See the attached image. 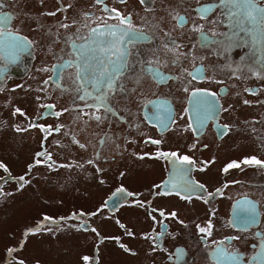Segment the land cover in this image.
I'll return each instance as SVG.
<instances>
[{
  "label": "flooded vegetation",
  "instance_id": "af4514ba",
  "mask_svg": "<svg viewBox=\"0 0 264 264\" xmlns=\"http://www.w3.org/2000/svg\"><path fill=\"white\" fill-rule=\"evenodd\" d=\"M209 5L205 16L200 9ZM230 8L223 0H0V215L19 213L16 232L0 233V264H48L31 258L42 250L38 243L49 239L54 245L45 249L54 252L65 236L74 257L72 246L83 248L79 264H128L130 256H142L136 264H234L225 258L230 253L249 264L264 242V167L224 169L245 157L264 161V39L236 46ZM121 19L130 24L121 27L144 38L123 37L121 49L104 45L111 37L92 34ZM23 40L28 47L19 46ZM113 47L118 51L109 52ZM123 51L111 90L77 81L81 53L103 73ZM54 90L65 98L62 106L51 98ZM28 95L37 100L33 108L12 106L14 98L30 101ZM198 97L214 100L215 111L194 104ZM162 152L187 155L193 164ZM21 176L29 181L22 190ZM62 180L70 189L90 183L92 207L70 208L67 218L37 212L35 200L49 203L44 194ZM193 184L219 192L209 198L192 192ZM162 190L173 194H156ZM245 201L254 202L257 221L240 231L233 222ZM42 222L39 233L29 232ZM209 224L210 234L199 232ZM220 247L226 251L217 256Z\"/></svg>",
  "mask_w": 264,
  "mask_h": 264
},
{
  "label": "snow or ice",
  "instance_id": "6c2138e0",
  "mask_svg": "<svg viewBox=\"0 0 264 264\" xmlns=\"http://www.w3.org/2000/svg\"><path fill=\"white\" fill-rule=\"evenodd\" d=\"M223 2L233 5V8H230L228 10V18L232 21V26L234 29L231 34V40L234 44H236V46H242L244 39L251 40L253 36H256L257 39H264V7L258 6L260 3V0H223ZM97 3H102V0H97ZM210 7H211L210 5L206 7H202L200 11L204 13L206 16L209 13ZM51 14L54 15L55 13H51ZM203 18L204 17L202 16L201 19ZM178 21L180 23H183V18L178 17ZM124 24H129V22L126 19H121L120 24H105L103 31H101L99 28L92 29L91 31H92V34L95 36H103L105 38L107 37L112 38L111 41H108L107 39H105L104 45H107L108 43H112L113 45L120 44L121 49L123 48V44H124V41L122 40L123 37H127L129 41L144 38L143 35L140 33H137L135 31L129 32L128 28L121 27V25H124ZM129 27H130V24H129ZM2 33H3V30L0 29V34ZM19 46L26 48L29 46V42L27 40H23L20 42ZM206 46H207V43H206ZM108 51L116 52L118 50L115 47H113V48H109ZM169 51H171V49H169ZM126 55H127V52L123 51L121 55H119L116 59H112L110 61L109 70L103 71V73H101L100 71H94L93 70L94 66L88 60V57L84 55L83 53H81V55L77 57V59L80 60V66L78 67L77 73H76L77 81L83 80L86 84L92 86L93 91H97V92L100 91L101 85H103L104 88L111 90L113 83L116 82V78L118 77V75L120 74V72L122 71L124 67V63H125L124 57ZM94 59L96 58L94 57ZM97 63H99L98 60H97ZM69 64H71V62H69ZM60 67H65V65H61ZM100 68L103 69L104 65L100 64ZM45 71H47V69H45ZM200 71L202 70H198V72ZM190 75H193V78H195V74L190 73ZM61 79H62V76H61ZM45 83H47V81H45ZM83 87L84 85L81 84L80 88L83 89ZM88 95H90V93H85L84 96H79V98L81 100H85L86 96ZM212 95L214 96L215 94L213 93ZM193 102L196 105H199L201 103H206L209 106L210 110L215 111L216 106H215L214 100H204L198 97ZM245 103H247V101H245ZM47 107H51V106H47ZM110 110H111L110 108H106V111H110ZM16 111L19 112L20 110L17 109ZM95 119L100 120L101 117L96 116ZM161 123L163 124V121H161ZM223 127L227 128V125ZM152 143L159 144L160 141L155 140V141H152ZM79 147L84 148L85 146L83 144H80ZM44 155L45 153L43 152L36 154L37 157H41ZM160 155L165 156V157L177 158V160L181 164H187V165L193 164V161L187 155L181 157L176 152H171V153L162 152L160 153ZM35 163L39 164L41 163V161L37 159ZM89 163H91V160L89 161ZM172 163L175 164L176 160H173ZM242 165L264 167V161H261L257 157H245L242 162L233 161L229 163L224 169V171L227 172L229 169H239L242 167ZM32 166L33 165H30L29 169H31ZM0 167H5V166L0 165ZM19 182H20L19 189L22 190L25 184L28 183L29 181H26L25 177L21 176L19 177ZM155 187L165 189L167 188V185H156ZM185 190L186 191L188 190L187 186H185ZM190 190L192 192L199 191L201 195H206L209 198L214 197L219 192V189H217L216 192H207V190L205 189V186L201 184L191 185ZM119 191L123 192L124 190L120 189ZM0 194H2V189H0ZM156 194L157 195H170L173 193L171 191L162 190L161 192H157ZM175 194L180 195V192L177 191ZM134 195L135 194L131 192L127 193V196H134ZM183 198L186 200L191 199V197L187 195H185ZM253 210H254V202L245 201L243 212L238 213L233 222L234 225L239 226L240 231H244L249 227V225L256 223L257 217L256 215H253ZM153 211H155V209ZM159 214L161 217L165 216V213L163 211H161ZM81 215H84V214L81 213ZM171 216L176 217V213L172 212ZM43 219L44 221H52L53 218L45 216ZM153 219L155 220V217H153ZM181 223L183 222L181 221ZM43 227H44V223L42 222L41 224L37 225L36 228L30 229L29 232L31 234H37L41 231ZM121 227H123V225H121ZM198 228H199L200 233L210 234L209 229L211 228V224H209L207 227L198 226ZM50 230L51 229H49V231ZM92 231H96V230L92 229ZM129 235H132V233H129ZM231 239H238V237H233ZM14 251L15 249L8 250L10 255ZM225 251H226L225 248L220 247L218 248L216 254L217 256H222ZM225 258L230 261H233L234 264H240V262L243 260V257L240 256L239 253H235V254L230 253ZM253 262H255V264H264V242L260 244L259 252L251 258V260L249 261V264H253ZM19 264H24L23 260H20Z\"/></svg>",
  "mask_w": 264,
  "mask_h": 264
},
{
  "label": "rangeland",
  "instance_id": "374dc122",
  "mask_svg": "<svg viewBox=\"0 0 264 264\" xmlns=\"http://www.w3.org/2000/svg\"><path fill=\"white\" fill-rule=\"evenodd\" d=\"M24 92H26V90H24ZM50 96L57 105L62 106L65 98H63V100H62V95L59 94V91L54 90V92H52V94ZM36 97H38V96H36ZM24 98H27L30 101L26 102L22 98H18V99L14 98L12 100L13 101L12 106L20 105V104H22L23 106H26V104L28 105L29 103L32 102V105H29V106L31 108H33L34 103L37 102V100L35 99V96H33V95H28V96H25ZM12 138H13V141L15 144L16 141H18L17 140L18 138L17 137L14 138V136L10 134L9 139H12ZM11 151H12V149H11ZM10 157L11 156H9V158ZM10 160L12 162H14L13 158H10ZM18 171H20V169ZM54 177H53V179H54ZM62 177H63V175L61 176V178ZM87 177H89V176H87ZM42 179H43L44 185H47L49 180H47V178L46 179L42 178ZM139 180H142V179H139ZM87 182H89V181H87ZM87 184L89 185L90 183H87ZM87 184L84 183V184L80 185L81 190L78 188L77 189L76 188L70 189L71 187L66 185L65 182L62 180L60 187L53 189V190H50L49 193L44 194L45 196H47L50 199L49 203L44 202L41 199V197H38L35 200V205L38 206L37 212H40L41 210H50L51 212H53L55 214L64 215L67 218L69 215V213H67V212L70 208H72V209L76 208V207H83L86 209L91 208L93 204L91 205L90 203L94 202V199L88 193ZM59 199H61L62 202H59L58 201ZM88 200L90 203L88 202ZM22 201H23L22 199H17L13 203L19 204ZM23 209L29 210V206L27 205ZM25 212H27V211H24V213ZM80 213L84 214V211L82 210ZM4 215L5 216L0 215V233L2 235L5 233L8 235V233L10 231H14L11 229H13V225L16 223V221H17L16 218H18L19 213L15 214L11 218H9L10 212H8ZM85 215H86V212H85ZM14 232H16V230ZM85 235H87V234H85ZM67 237H69V236H65V237L61 238L63 240V248L60 250H57L55 248L54 252L49 251L48 248H47V250L45 249L47 245H51V246L54 245L52 241L45 238V239H43V240H45L44 242L38 243V247L42 250H40L39 253H36V256H31V255H29V256H31V258H35V257H37L39 259L41 258L44 262H46L48 264H71V263H73V264L78 263L79 264L78 255L83 249L79 245V243H81L82 240H80V237H79V240H74L75 244L79 245V247L72 246V248H77L76 255L74 257V249L68 250L65 246L66 244H69V240H67ZM43 240H38V241H43ZM43 247H44V249H43ZM45 251H47V252H45ZM69 259H71V260H69ZM128 259L129 260L126 261L128 264H136L138 261H141L142 256H137V257L130 256V257H128ZM117 263H119V262H116L115 264H117Z\"/></svg>",
  "mask_w": 264,
  "mask_h": 264
}]
</instances>
